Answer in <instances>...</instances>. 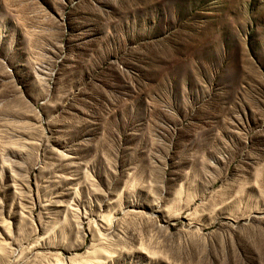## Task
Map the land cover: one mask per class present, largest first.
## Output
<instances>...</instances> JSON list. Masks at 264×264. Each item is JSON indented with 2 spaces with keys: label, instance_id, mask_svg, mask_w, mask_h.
<instances>
[{
  "label": "rangeland",
  "instance_id": "rangeland-1",
  "mask_svg": "<svg viewBox=\"0 0 264 264\" xmlns=\"http://www.w3.org/2000/svg\"><path fill=\"white\" fill-rule=\"evenodd\" d=\"M0 264H264V0H0Z\"/></svg>",
  "mask_w": 264,
  "mask_h": 264
}]
</instances>
